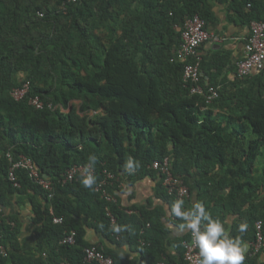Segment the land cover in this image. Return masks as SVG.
Listing matches in <instances>:
<instances>
[{
    "label": "trees",
    "instance_id": "trees-1",
    "mask_svg": "<svg viewBox=\"0 0 264 264\" xmlns=\"http://www.w3.org/2000/svg\"><path fill=\"white\" fill-rule=\"evenodd\" d=\"M207 1L0 0V207L28 202L39 226L34 250L23 253L19 219L0 211V237L7 249L0 264H96L84 261L91 244L74 217L108 237L107 207L121 229L113 230L118 245L143 242L137 248L145 264L166 255L168 233L158 225L159 236L153 237L154 221L146 211L133 207L128 214L116 204L108 206L93 185L83 186L82 178L60 183L77 165L89 164L96 180L103 170L130 183L158 176L159 195L172 206L175 199L150 167L168 158L190 196L188 178L196 177L199 202L226 229L224 212L238 215L229 228L231 238L253 241L258 221L264 234V161L259 160L264 155V69L228 80L220 78L224 67L233 68L228 56L204 59L198 84L205 90L207 74L206 82L218 87V97L206 104L204 95L190 93L195 84L182 80L192 60L176 57L185 20L195 15L207 25L212 20ZM215 1L228 2L242 25L264 22V0ZM24 83H29L27 95L14 100L11 91ZM34 96L52 108L35 110L28 104ZM7 154L12 161L30 159L53 182V197L23 170L15 171L20 185L15 188L8 180ZM129 158L139 165L131 174L124 167ZM54 217L62 223L54 224ZM171 217L174 225L184 224L172 212ZM245 222L248 228L241 234L239 225ZM70 231L77 235L75 244H61ZM181 240L175 242L178 251ZM103 252L115 264H125V257ZM244 264L257 259L246 256Z\"/></svg>",
    "mask_w": 264,
    "mask_h": 264
},
{
    "label": "crops",
    "instance_id": "crops-1",
    "mask_svg": "<svg viewBox=\"0 0 264 264\" xmlns=\"http://www.w3.org/2000/svg\"><path fill=\"white\" fill-rule=\"evenodd\" d=\"M207 5L212 18V20L207 25V30L209 33H211V35H214L216 38H218L219 42L208 41L199 48L201 62L204 59H209L217 55L228 56L231 64H233V68L231 69L230 66L224 67L222 69L220 78L226 76L228 80H233L236 72V62L242 57L244 45L249 37V26L238 23L232 14V11L229 9L228 2L209 0L207 1ZM210 73H215V70H210ZM210 73L208 72V74ZM206 75H204V82L206 83V86H208L209 84L207 82H209V80L207 79ZM209 86L218 88L212 85ZM159 181L160 178L158 176H146L141 179H134L133 182L130 183L127 177L122 176L119 177V182L123 184V187H116L114 191L109 192L115 196L116 206L120 209H123L124 212H127L128 210L130 211L133 209V207H136L146 211L150 215V218L154 221V230H152L153 237L159 236L157 232V227L159 228L158 225L167 231L168 240L170 242L166 245V255L162 256L161 258L159 257L158 261L154 264H186L183 259L185 254V247L183 243L189 241L191 231L182 226L173 224L175 219L171 217L172 206H170L159 195ZM196 181L197 179L195 176L188 178V183L190 187H192V194L191 196L189 195L190 197L188 199L190 207L193 205V203L199 201L197 198L199 187ZM220 194L222 196L224 195L223 192ZM110 205L112 204H108V206ZM0 211L3 213V217L12 215L17 216L21 224L20 233L17 237L19 247L23 253L33 251L35 246V235L39 229V226L34 224L32 221L34 215L31 212L30 204L28 202H24L21 205L12 202L7 207H0ZM224 216L226 218V224L228 227L226 230L230 232L229 228L235 224L236 219H239L238 215L232 211H225ZM74 221L78 226L84 229L83 239L85 242L91 245H98L103 249V251L114 252L120 257H125V264H145L142 263V254L137 248L138 242L140 247L144 246V243L140 240L137 243L134 242L133 244L125 243L118 245L117 243L119 236L114 234L112 226V235L104 237L101 232H97L93 226L88 227L87 225H84L82 223L83 218L74 217ZM161 228H159V230H161ZM146 229L149 230L148 225L146 226ZM140 234H143V232ZM183 237L185 238L181 240ZM177 239L181 240V251L177 250V245L175 246ZM251 243L252 241L243 242L246 248V256L256 257L257 264H264V253H259L256 256L251 255ZM149 263L151 264L152 261Z\"/></svg>",
    "mask_w": 264,
    "mask_h": 264
},
{
    "label": "built area",
    "instance_id": "built-area-1",
    "mask_svg": "<svg viewBox=\"0 0 264 264\" xmlns=\"http://www.w3.org/2000/svg\"><path fill=\"white\" fill-rule=\"evenodd\" d=\"M68 3H75L77 0H66ZM182 43L177 51V60L186 62L192 60L193 64L186 63L183 70L182 80L185 83L190 82L195 84L190 88V93L194 95H204L205 103L210 104L214 99L218 97V91L216 88L207 86L204 88L198 84L201 80L200 62L201 57L199 55V47L208 41L219 42V39L207 30L206 22L198 15L193 16L190 19H186L184 22L182 34ZM264 69V22L252 21L249 25V37L244 45L243 55L236 62L235 78L242 79L248 76L253 71H261ZM29 91V83H24L22 87L13 89L11 91V97L16 100H22L25 98ZM28 104L35 110H43L44 108L51 109L52 105L44 103L38 96H34L28 99ZM7 157L11 161V167L8 172V180L13 184L15 188H19L20 185L15 175L16 170H23L28 175L29 179L37 186L41 187L46 193L48 198L53 197V182L46 176L40 175L35 164L28 158L20 156L17 161H12L9 154ZM151 169L156 170L162 178V186L169 196H172L175 201L182 199L185 201L189 198V188L183 183V181L174 176L171 172L169 159L164 158L162 161H155L150 166ZM88 175L95 177L93 168L88 165H77L69 168L62 175L60 183L62 185L72 182L77 178H84ZM123 187V184L119 182V177L114 173L107 170H103L100 177L93 184L95 193H98L100 197L108 204H115V196L109 192V188ZM128 214L132 211L128 210ZM106 215L111 220V226L113 230L116 228V221L114 216L106 208ZM62 218H53L54 224H61ZM114 232H117L114 230ZM76 233L70 231L61 241L64 245H74L76 241ZM185 247L184 262L186 264H199L200 257L198 255L199 250L194 246L192 242V233H190V239L188 242L183 243ZM7 253L5 247L2 244L0 237V256H5ZM264 253V234L262 231V223L258 221L255 223V237L251 243V255H258ZM84 261L87 263L94 262L96 264H115L113 260L106 256L103 249L98 245H90L84 249ZM60 264H69L64 261Z\"/></svg>",
    "mask_w": 264,
    "mask_h": 264
},
{
    "label": "clouds",
    "instance_id": "clouds-1",
    "mask_svg": "<svg viewBox=\"0 0 264 264\" xmlns=\"http://www.w3.org/2000/svg\"><path fill=\"white\" fill-rule=\"evenodd\" d=\"M91 164H95L96 158L89 157ZM125 170L131 174L139 167L129 158L124 165ZM85 188H91L95 183V177L88 175L81 181ZM172 213L184 222L182 227L192 233V242L199 250V264H244L246 248L241 237L231 238L225 228V223L214 219L206 209L203 202H195L190 208L184 207V201L177 199L172 205ZM247 223L239 225L241 234L247 231ZM119 232V227L114 229Z\"/></svg>",
    "mask_w": 264,
    "mask_h": 264
},
{
    "label": "rangeland",
    "instance_id": "rangeland-1",
    "mask_svg": "<svg viewBox=\"0 0 264 264\" xmlns=\"http://www.w3.org/2000/svg\"><path fill=\"white\" fill-rule=\"evenodd\" d=\"M261 158L259 159L261 162L264 161V155L260 156ZM259 163V162H258Z\"/></svg>",
    "mask_w": 264,
    "mask_h": 264
}]
</instances>
